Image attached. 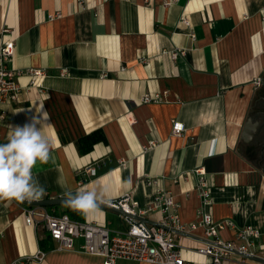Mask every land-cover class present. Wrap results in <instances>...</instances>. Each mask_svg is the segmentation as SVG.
Masks as SVG:
<instances>
[{"label":"crops","instance_id":"0c3cea01","mask_svg":"<svg viewBox=\"0 0 264 264\" xmlns=\"http://www.w3.org/2000/svg\"><path fill=\"white\" fill-rule=\"evenodd\" d=\"M262 15L264 0H0V48L15 44L9 68L44 72L35 85L22 77L19 100L3 106L1 143L9 125L46 116L55 148L47 164L33 168L46 190L42 199L65 198L60 180L72 190L105 185L111 201H137L140 210L158 191L170 192L187 226L201 210L217 223L233 222L218 235L222 242L234 241L241 228L258 230L254 252L264 258V174L244 152L264 75ZM146 96L160 98L145 104ZM175 123L184 126L180 135ZM93 133L99 141L83 153L79 140ZM202 169L208 204L199 189ZM29 208L0 200V264L39 251L44 259L28 264H104L101 257L57 251L53 240L42 246L48 232L26 224ZM84 219L114 233L130 229L105 209ZM186 233L195 238L177 236L183 260L213 264L199 252L211 241L205 229ZM221 263L259 264L236 255Z\"/></svg>","mask_w":264,"mask_h":264},{"label":"built area","instance_id":"2783aa9c","mask_svg":"<svg viewBox=\"0 0 264 264\" xmlns=\"http://www.w3.org/2000/svg\"><path fill=\"white\" fill-rule=\"evenodd\" d=\"M264 24V15H262ZM183 22L188 25L187 20ZM7 32V31H6ZM15 54V44L12 41H6L0 48V124L4 120L5 113L3 106L19 100V96L25 89L20 84L22 77H27L30 85H35L36 80L44 75L42 70L20 71L9 68L13 55ZM124 70V68H123ZM65 72H62V76ZM160 97L154 99L146 96L144 102L151 103L158 101ZM184 126L175 123L173 132L180 135ZM1 143V139H0ZM149 148H155L158 143L152 141ZM124 164V162H123ZM86 173L96 176L94 168L87 169ZM200 177L199 189L203 196L204 204L210 201V190L205 181L206 173L204 170H198ZM82 188V183L79 184ZM175 197L170 192L158 191L152 204L144 210L139 209L138 202L131 204L123 203V207L136 216L149 219L150 215L156 214L157 220L153 224H144L136 222L130 224V229L125 233H114L104 226L96 223L80 222L72 220L68 215H56L46 208L30 207L26 212V224L29 227H36L42 224L51 239L57 242V251H77L84 255L101 257L104 264H117L120 260L144 262L147 264H192L182 258L181 249L176 242L177 234L168 229H175L181 232H192L199 227L205 229V237L220 246L227 249L237 250L244 254L256 255V241L260 238L258 230L252 227L241 228L234 241L222 242L219 239L221 230L226 227H232L233 222L225 220L218 222L205 210L199 212V221L187 226L183 224L177 214V204ZM126 201V199H125ZM81 239L82 244L76 246V241ZM262 249V248H261ZM199 252L211 258L213 264H222L221 262L230 259L233 254L229 251L217 247L216 245H206L199 249ZM45 252L39 251L32 258H26L14 264H28L29 261L44 259Z\"/></svg>","mask_w":264,"mask_h":264},{"label":"clouds","instance_id":"9594fccd","mask_svg":"<svg viewBox=\"0 0 264 264\" xmlns=\"http://www.w3.org/2000/svg\"><path fill=\"white\" fill-rule=\"evenodd\" d=\"M50 127L46 116L33 118L24 125H9L6 143H0V200L32 202L46 194L33 173L37 161L47 164L55 148V141L48 134ZM131 178L126 181L131 184ZM65 203L85 217L101 211L110 204L111 191L105 185L86 186L72 190L62 180Z\"/></svg>","mask_w":264,"mask_h":264},{"label":"water","instance_id":"95a60500","mask_svg":"<svg viewBox=\"0 0 264 264\" xmlns=\"http://www.w3.org/2000/svg\"><path fill=\"white\" fill-rule=\"evenodd\" d=\"M253 135H254L253 130L250 131L248 128V125H247V127H245V130H244V136L252 138ZM262 172L264 174V169L262 170ZM124 201H125V198L111 201L110 204L102 206V209L109 210V212L112 211V212H115V213L121 215L130 224L136 223L138 221L140 223H144V224L148 223L150 225L153 224V225L158 226L157 223L150 222L146 218H142L140 216H136V215H133L131 213H128V211L123 207ZM20 203H22L23 205L28 206V207H40V208H47V207H54V206H67L65 203V198H50V199H42V200L32 201V202L25 201V202H20ZM168 230L172 233L179 235V236L195 238L194 236H191L190 234H187L186 232H181V231H178L175 229H168ZM205 242L207 245H216L217 247H221V248L229 251L233 255L239 256L241 258H244V259L250 260L252 262L259 263V264H264V258L261 256L244 254V253H241L237 250L227 249L224 246H220L213 241H205Z\"/></svg>","mask_w":264,"mask_h":264},{"label":"flooded vegetation","instance_id":"af4514ba","mask_svg":"<svg viewBox=\"0 0 264 264\" xmlns=\"http://www.w3.org/2000/svg\"><path fill=\"white\" fill-rule=\"evenodd\" d=\"M259 89L253 99L249 117L248 128L253 130L252 138L244 136V152L262 172L264 169V75L259 80ZM247 127V126H246Z\"/></svg>","mask_w":264,"mask_h":264},{"label":"trees","instance_id":"16d2710c","mask_svg":"<svg viewBox=\"0 0 264 264\" xmlns=\"http://www.w3.org/2000/svg\"><path fill=\"white\" fill-rule=\"evenodd\" d=\"M99 141V137L97 135V133H93L91 135L82 137L79 140L81 149L83 153H87L89 152L92 147ZM83 145V148H82ZM63 208V209H62ZM48 211L50 212H54L56 215H68L72 220L75 221H80V222H85L84 219V215H82L80 212H78L77 210H74L68 206H54V207H47L46 208ZM60 211H64L63 213H60ZM48 240H51V236L47 233L46 234V238L43 241H41V245L45 246ZM47 247H44L43 249H46Z\"/></svg>","mask_w":264,"mask_h":264},{"label":"rangeland","instance_id":"374dc122","mask_svg":"<svg viewBox=\"0 0 264 264\" xmlns=\"http://www.w3.org/2000/svg\"><path fill=\"white\" fill-rule=\"evenodd\" d=\"M64 211H60V213H63ZM118 264H135V263H131V262H127V261H118Z\"/></svg>","mask_w":264,"mask_h":264}]
</instances>
